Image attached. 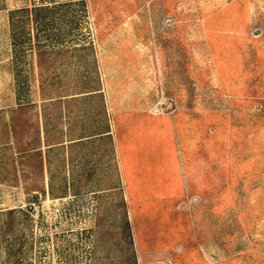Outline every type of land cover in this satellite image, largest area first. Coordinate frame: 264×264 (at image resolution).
<instances>
[{
  "label": "rangeland",
  "instance_id": "obj_1",
  "mask_svg": "<svg viewBox=\"0 0 264 264\" xmlns=\"http://www.w3.org/2000/svg\"><path fill=\"white\" fill-rule=\"evenodd\" d=\"M40 1L0 0L20 264H264V0H52L64 41L37 56L10 13Z\"/></svg>",
  "mask_w": 264,
  "mask_h": 264
},
{
  "label": "trees",
  "instance_id": "obj_2",
  "mask_svg": "<svg viewBox=\"0 0 264 264\" xmlns=\"http://www.w3.org/2000/svg\"><path fill=\"white\" fill-rule=\"evenodd\" d=\"M72 1H45L41 0L38 3H32L31 7H23L18 10L20 16L15 18L14 14L17 12L13 11L10 14V22L11 26L16 28H20L19 31H12L11 37L14 41V46L22 47L24 45L28 46L27 49L35 51L37 56H40L44 53V51L48 49H53L55 47L61 46L63 44L64 39L62 38V34L53 33V25L58 21L66 20V12L69 5H71ZM26 23H32L34 25V29L36 30L35 38L36 43L30 42L32 38L30 32L25 31L23 29ZM41 38V39H40ZM28 42V43H26ZM20 80L18 84L20 85ZM21 89V88H19ZM33 104L29 99H23L22 97H18V106L24 107L27 105ZM12 131V130H10ZM9 142H1L0 147L7 146ZM33 148V147H32ZM31 148H25L19 150V153H26ZM8 176V177H7ZM9 178V175H3L1 180ZM21 211V209H20ZM4 211H0V217L5 215V219L0 221V237L2 241L5 242L3 246V253L6 256L4 262H9L10 259H13L15 263L20 264L22 261V233L20 236H16L13 234V226L14 224L21 223V218L19 220L15 219L13 215L15 209H8L4 213ZM11 234L12 237L10 236Z\"/></svg>",
  "mask_w": 264,
  "mask_h": 264
}]
</instances>
